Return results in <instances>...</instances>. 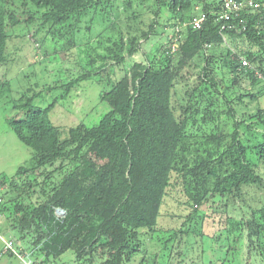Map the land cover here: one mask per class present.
Segmentation results:
<instances>
[{
	"label": "trees",
	"instance_id": "obj_1",
	"mask_svg": "<svg viewBox=\"0 0 264 264\" xmlns=\"http://www.w3.org/2000/svg\"><path fill=\"white\" fill-rule=\"evenodd\" d=\"M254 2L258 9L245 7L227 21L223 0H0V68L9 60L10 30L23 24L36 25L35 36L67 41L66 49L87 41L91 69L50 88L62 92L47 107H34L38 95L24 94L23 117L13 130L33 157L0 181L2 221L30 240L41 264L70 251L80 264H130L142 236L158 230L175 175L195 213L189 221L219 195L230 240L246 236L249 253L258 248L264 259V201L255 207L245 198L248 189L264 191V132L258 130L264 109H238L264 94L253 92L264 86V0ZM166 12L173 23H161ZM201 15L206 19L197 30L192 22ZM166 26L172 33L146 61L130 63ZM95 36L102 53L91 44ZM200 57L205 65L192 86ZM123 68L124 76L100 95L107 110L97 124L63 129L52 122L50 114L74 88L108 69L117 77ZM231 205L248 208L250 218L229 215Z\"/></svg>",
	"mask_w": 264,
	"mask_h": 264
},
{
	"label": "rangeland",
	"instance_id": "obj_2",
	"mask_svg": "<svg viewBox=\"0 0 264 264\" xmlns=\"http://www.w3.org/2000/svg\"><path fill=\"white\" fill-rule=\"evenodd\" d=\"M196 10L193 14H196ZM19 14H22L21 8ZM168 18L170 15L166 12L160 20L161 23H173V20L167 22ZM36 30V25L24 24L10 30L11 40L7 50L9 60L0 68V181L14 177L20 168L30 164L33 157L32 149L23 144L13 130V121L23 117L19 106L25 102H21L24 94H37L34 107L45 108L62 92L60 88L48 91L50 88L61 87L91 69L87 68L86 40L80 39L75 46L66 49L67 41L55 40L52 36L45 39L44 33L35 36ZM157 30L161 32L160 28ZM172 30L173 27L166 26L164 34L153 36L144 43L140 52L129 60L130 63L145 62L147 54L155 49L158 43L167 39ZM91 44L96 46L99 53L103 52L98 37H93ZM128 64L125 65L126 69ZM195 64L197 69L189 76L192 86L197 84L200 69L205 65L202 57L197 58ZM125 68L117 77L109 75L112 69H108L82 82L78 88L72 90L68 100L62 101L50 114L52 122L63 129H69L82 121L89 126L97 124L107 110L100 100V95L109 91L115 81L124 76ZM226 78H229L228 74ZM243 85L252 89L248 80H245ZM257 89H262L264 93L263 84L257 86L253 92ZM246 105L238 107L240 113L254 114L259 107L264 109V94L259 102L248 101ZM258 130L264 132V126H259ZM172 184L161 209L158 230L142 236L141 251L130 264H264V259L258 255V248L257 251L252 248L254 251L249 253L251 249L246 236L240 242L230 240L225 230L226 218L222 214L225 199L219 195L211 198L209 203L198 209L199 217L205 218L194 216V220L189 221V216L195 213L187 205L190 198L183 182L175 175ZM263 192L254 188L248 189L245 198L249 200L250 205L258 207L264 201ZM59 214L63 216V213ZM228 214L239 220L249 219L251 216L249 209L242 205H231ZM5 241H13L15 248L26 250L29 257L22 261L12 253H5ZM31 248L29 239L22 240L18 232L8 230L5 222H1L0 264H41L42 259L38 260L31 255ZM46 264L80 263L70 251L62 258L51 259Z\"/></svg>",
	"mask_w": 264,
	"mask_h": 264
},
{
	"label": "built area",
	"instance_id": "obj_3",
	"mask_svg": "<svg viewBox=\"0 0 264 264\" xmlns=\"http://www.w3.org/2000/svg\"><path fill=\"white\" fill-rule=\"evenodd\" d=\"M224 1V6H225V11L222 15V19L224 20H230L231 19V15H238L245 7H252L253 9H258L259 8V4L255 3L254 0H223ZM206 16L205 15H201L199 17H196L193 22L192 25L195 29L199 30L202 28L204 22H205ZM179 48V43H177L174 47V50H177ZM244 66H248L249 63L245 60L243 62ZM4 191V187L0 182V206L3 205L4 203V199L2 197V192ZM59 213H63L62 211L58 212ZM62 215V214H59ZM2 222V216L0 214V225ZM5 253H12L14 256H17L19 259H21L22 261L25 260V258L29 257V253L24 249L23 250H17L15 248V244L13 241H9L6 242L5 241ZM28 255V256H27ZM26 264H31L27 263Z\"/></svg>",
	"mask_w": 264,
	"mask_h": 264
},
{
	"label": "water",
	"instance_id": "obj_4",
	"mask_svg": "<svg viewBox=\"0 0 264 264\" xmlns=\"http://www.w3.org/2000/svg\"><path fill=\"white\" fill-rule=\"evenodd\" d=\"M60 211H62V212H63V214H65V212H64L63 210H61V209H58V210H57V212H60Z\"/></svg>",
	"mask_w": 264,
	"mask_h": 264
}]
</instances>
